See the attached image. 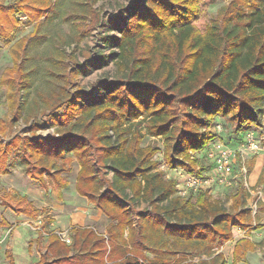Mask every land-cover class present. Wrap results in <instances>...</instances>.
I'll return each mask as SVG.
<instances>
[{
    "label": "trees",
    "instance_id": "trees-1",
    "mask_svg": "<svg viewBox=\"0 0 264 264\" xmlns=\"http://www.w3.org/2000/svg\"><path fill=\"white\" fill-rule=\"evenodd\" d=\"M98 1L74 0L71 10L63 11L64 0H0L4 37L19 27L21 17L35 22V34L53 13H66L63 19L72 24L69 33L55 35L40 85L35 86L39 67L27 66L29 38L12 46L13 64L2 79L9 118L0 119V170L10 147L21 141L12 135L16 123H30L20 151L29 176L42 185L50 177L62 198L68 185L64 173L71 170L66 156L72 154L80 166L78 194L110 219L105 233L73 225L70 244L50 232L37 264H226L224 254L211 247L232 241L235 229H251L254 217L244 207L248 190L241 187L229 209L209 189L179 194L177 182L158 169L154 157L160 149L143 146L132 123L145 121L149 135L162 140L169 168L198 175L210 168L200 167L192 153L206 155L217 139L211 126L218 116L243 140L264 115V0H233L204 28L197 23L200 0H134L107 19L95 7ZM110 28L118 35L105 31ZM96 30L99 41L115 49L96 61L80 49L85 60L79 61L78 43ZM110 59L114 78L78 84L81 74ZM40 117L53 133H37ZM252 165L253 160L249 170ZM256 185L264 188V166ZM5 202L15 203L18 215L37 216L39 209L25 196L7 192ZM137 203L147 207L138 210ZM258 245L264 248V238L238 239L232 264ZM193 255L207 257L193 261Z\"/></svg>",
    "mask_w": 264,
    "mask_h": 264
},
{
    "label": "rangeland",
    "instance_id": "rangeland-1",
    "mask_svg": "<svg viewBox=\"0 0 264 264\" xmlns=\"http://www.w3.org/2000/svg\"><path fill=\"white\" fill-rule=\"evenodd\" d=\"M5 1L10 2L11 0ZM133 1L99 0L95 7L101 12L104 19H107L109 16H119L121 14L120 8L124 5L130 7ZM232 1L200 0L197 15L198 26L204 28L206 24L216 20L220 10ZM73 3L74 0H64L66 7L62 10H71ZM65 15L66 13L63 15L53 13V17L46 21L44 17L41 18L40 20H44V23L41 32L38 34L34 32L35 22H31L28 17H21L19 27L10 37H4L0 34V119L7 120L9 118L8 104L5 99L6 89L2 79L5 77L7 69L13 64L12 46L22 38H29L27 66L39 67V77L35 80V86L40 85L42 79H45V75H43L44 70H46L45 64L49 62L45 56L49 55V48L55 47V35L57 33L67 34L71 30L72 24L63 19ZM105 31L118 35L114 28L105 29ZM98 34L99 30H96L78 43L79 49L76 50V54L79 61L84 62L85 60L81 52L82 49H85L87 53L90 51V58L95 61L98 60L101 53H110L115 49L113 46L100 42ZM74 46L75 44L66 47V54H70ZM114 76L115 66L110 59L107 65H98L91 72L81 74L78 78V84L89 87L99 79H112ZM45 119V117L38 119V123H40L37 130L38 134L46 135L54 132V128L47 126ZM145 124V121L139 119L132 123V128L143 135V146L151 145L160 149L154 157L159 162L158 169L164 173L165 179H174L177 182L178 191L183 192L186 189V176H182V172H179L180 167H177L178 169L169 168L162 154V140L159 137L149 135ZM218 124L221 125L220 130L217 128ZM29 127L30 123L27 124L22 120L16 123L12 135L21 136V141L10 147L5 164H2V170H0V222L5 220V223L0 225V264H10L8 254L13 256L15 264H37L40 254L45 250L47 235L50 232H68L73 225H80L94 226L98 232L105 233L110 223L107 216L97 210L88 199L78 194L75 182L80 166L72 154L66 156V165L71 170L64 173L68 185L62 189L64 193L62 198L58 197L55 190L56 186L51 183L50 177L46 176V183L42 185L29 176L26 170L28 166L23 163L22 153L20 152L24 148V138L30 135ZM211 129L217 137L216 140H221L223 144L237 151V157L234 172L230 175L226 184L221 185L213 182L206 185L204 189H209L212 197L220 199L229 209L233 202V196L244 186L249 192L244 207L250 209L254 217L251 229H235V237L232 241L226 242L222 246L217 245V243L212 244L211 251L214 254L223 253L226 264H232L233 249L238 239L249 237L255 243H259L264 238V188L256 185L264 166V115L260 124H252L251 132L258 139L259 145V149L256 151H240L241 137L233 132V125L222 116L216 118V122L213 123ZM11 136L9 135L8 138H11ZM200 152L192 153L200 159L199 166L208 165L212 170L213 160L207 158L204 152ZM252 160V169L249 170L248 165ZM7 192L14 196L24 195L27 200L33 201L39 209L36 218L20 220L14 208L15 203L5 202ZM146 207V203H137L138 210L142 211ZM149 254L152 256L151 253ZM150 255L149 257H151ZM200 257L206 258L207 256L193 255L192 260L198 261ZM238 264H264V248L258 245L254 251L248 252L246 257Z\"/></svg>",
    "mask_w": 264,
    "mask_h": 264
},
{
    "label": "built area",
    "instance_id": "built-area-1",
    "mask_svg": "<svg viewBox=\"0 0 264 264\" xmlns=\"http://www.w3.org/2000/svg\"><path fill=\"white\" fill-rule=\"evenodd\" d=\"M217 128L220 130L221 125L218 124ZM257 149H259L258 139L254 137L251 131L246 132L243 136L240 151H256ZM206 157L213 160V167L212 170L210 169V171L203 175L185 171L181 167L179 168V172H182V176H186V189L179 193L187 195L190 191H198L213 182L221 185L228 182L230 175L234 172L237 151L223 144L221 140H215L206 150ZM54 232L59 235L62 241L68 244L71 243L69 231Z\"/></svg>",
    "mask_w": 264,
    "mask_h": 264
},
{
    "label": "crops",
    "instance_id": "crops-1",
    "mask_svg": "<svg viewBox=\"0 0 264 264\" xmlns=\"http://www.w3.org/2000/svg\"><path fill=\"white\" fill-rule=\"evenodd\" d=\"M257 167H258V166H257ZM255 177L257 178L256 175H255ZM23 196H24V195H23ZM32 202H33V201H32ZM33 204H34V203H33ZM18 216H19L18 218H19L20 220H23V219H25V218H29V217H27V216H25V215H21V216L18 215ZM79 226H80V225H79ZM147 255H148V256L150 255L149 252L147 253ZM40 256H41V254H40ZM150 256H151V255H150ZM152 256H153V255H152ZM152 256H151V257H152ZM39 259H40V258H39ZM39 259H38V261H39ZM38 261H37V262H38ZM37 262H36V263H37Z\"/></svg>",
    "mask_w": 264,
    "mask_h": 264
}]
</instances>
